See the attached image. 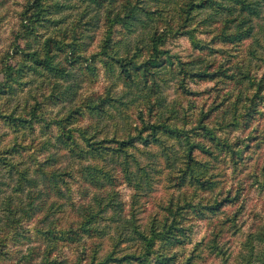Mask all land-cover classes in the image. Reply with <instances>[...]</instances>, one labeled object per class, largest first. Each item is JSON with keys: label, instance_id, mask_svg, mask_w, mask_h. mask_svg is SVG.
Segmentation results:
<instances>
[{"label": "trees", "instance_id": "trees-1", "mask_svg": "<svg viewBox=\"0 0 264 264\" xmlns=\"http://www.w3.org/2000/svg\"><path fill=\"white\" fill-rule=\"evenodd\" d=\"M21 1L0 60V185L15 181L0 198V264H178L189 244L182 264H215L251 177L264 193L252 154L264 146V0ZM183 37L186 57L171 48ZM209 82L231 85L222 109L168 101ZM250 213L244 260L264 264V206ZM212 218L192 241V221Z\"/></svg>", "mask_w": 264, "mask_h": 264}, {"label": "rangeland", "instance_id": "rangeland-1", "mask_svg": "<svg viewBox=\"0 0 264 264\" xmlns=\"http://www.w3.org/2000/svg\"><path fill=\"white\" fill-rule=\"evenodd\" d=\"M22 2L21 0H0V16H5V19L3 23L1 22L0 24V60L1 57L7 54L9 51V46H11V37L10 35V29L15 23V15L16 12L19 8V3ZM97 43H94L89 47L91 52L93 49H96ZM247 44L244 45L243 49H245ZM171 48L174 49V51L182 54L184 57L188 56L191 53H194L193 50L191 49L190 42L187 38H180L176 40L175 42L171 43ZM242 50V48H241ZM100 65V64H98ZM99 69H102L101 65L98 66ZM100 87H104L108 83V79H106L104 70H101L100 75ZM191 88L195 91H200L202 94L199 95H192V96H187L181 94L175 87H172L166 91V94L168 96V101H174L178 100L182 102L184 106H189L191 102H194L193 104L196 105L197 107L202 106V108L207 112L210 110V108H218L222 109V106H217V104L222 100V98H216L217 94L222 95L224 92L228 91L231 88V85H222L218 84L215 85L214 82H209V83H200V84H191ZM211 88V89H210ZM218 88V89H215ZM211 91H207V90ZM86 87H84L83 91L85 92ZM21 104H23V100H21ZM13 106V103H12ZM264 106V104H263ZM53 111H59L61 110V107H53ZM264 110V109H263ZM196 111V109H194ZM215 113H213L212 118H214ZM84 124L88 123V120H85L83 122ZM258 128H260L261 133L264 132V115L259 118V120L255 121L254 123ZM6 131V128L3 127L0 132ZM37 135L39 137V130H37ZM236 135V133L232 134L231 136ZM13 136V135H12ZM29 151L24 152L23 156L24 158H28ZM261 153V160L264 158V146L261 147L260 149L255 147L252 154L254 156H257L258 154ZM257 154V155H255ZM44 155H39L38 157L42 158ZM256 159L258 157H255ZM70 163L69 158H62L59 163L56 164V166L60 168H65L68 166ZM254 164V162H253ZM35 167V166H32ZM262 176H260V180L264 183V171H261ZM248 178V177H247ZM6 184L0 185V188L2 191H0V198H4L8 195L13 194L14 188H15V181H10L8 178L7 179H2ZM247 180V179H245ZM250 182L253 184V187H250L251 183H247V187H250L247 192V195H249L246 202V208L242 207L241 209V215H239V222H238V233H233L231 232L230 229L228 231H225L222 233V236L220 238V246L223 248L224 254L221 255L220 257L215 258V264H246L244 257L246 256L247 250L244 248V240L247 232L249 231V226L251 224V219H249V216L251 215L250 211L254 209H260L264 205V193L260 192L261 186L259 184H254L255 178L251 177ZM165 188V183L163 184H157L155 191L153 194L148 198V201L146 202V210L140 214V217L142 220L145 222L147 220H150V216L154 214L157 210H159V202L160 199H165L167 196L166 191L164 190ZM119 190L122 193L121 198L125 200L126 202H129L130 200V194L132 190L128 188L126 185H121L119 187ZM264 192V191H263ZM246 195V196H247ZM81 195L77 194L75 195L76 199H79ZM75 200V199H74ZM230 212L235 211L236 207H230L229 208ZM218 221L216 218L212 219H194L192 221L193 224V229H192V241H197L202 239L204 236H209L211 232L216 228L218 225ZM106 224V223H104ZM105 248L108 247L107 241H105ZM193 245H187L184 249H181L182 253L181 256L178 260V264H182V261L184 260L185 256L188 254L190 249L192 248ZM26 248V247H25ZM70 252V251H69ZM71 255V253H69ZM184 255V256H183ZM222 258H227L226 262L224 263L222 261ZM14 264L18 262L17 260H13ZM17 264V263H16ZM255 264H259V262H256Z\"/></svg>", "mask_w": 264, "mask_h": 264}]
</instances>
